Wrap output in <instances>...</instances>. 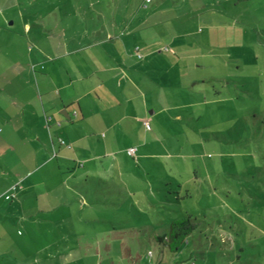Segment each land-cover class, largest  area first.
<instances>
[{
	"label": "rangeland",
	"instance_id": "374dc122",
	"mask_svg": "<svg viewBox=\"0 0 264 264\" xmlns=\"http://www.w3.org/2000/svg\"><path fill=\"white\" fill-rule=\"evenodd\" d=\"M11 13L15 25L6 38L16 44L9 46L10 61L24 80L27 71L66 64L45 53L57 57L67 46L63 39L102 40L116 18L145 26L161 41L150 53L145 36H128L126 71H145L154 85L142 94L128 87L112 99L122 104L124 136L110 140L108 134L106 142L101 133L90 136L100 154L111 153L106 162L118 157L128 171L126 192L120 196L112 187L102 202L88 196L83 204L65 189L27 197V233L16 225L34 245L32 253L41 246L35 239L45 238L37 233L50 234L48 257L32 255L38 264H51L49 258L62 264H264V0H18ZM76 60L77 71H84ZM130 148H136L133 157ZM68 197L73 202L57 207ZM67 212L80 214L78 222L62 217ZM188 216L196 229L173 253L158 238ZM65 228L81 242L68 263L53 243L63 237L51 232ZM64 237L77 243L74 235Z\"/></svg>",
	"mask_w": 264,
	"mask_h": 264
},
{
	"label": "crops",
	"instance_id": "0c3cea01",
	"mask_svg": "<svg viewBox=\"0 0 264 264\" xmlns=\"http://www.w3.org/2000/svg\"><path fill=\"white\" fill-rule=\"evenodd\" d=\"M17 2L0 0V264H38L32 255L45 252L48 257L50 234L44 228L37 231L38 235L45 234V238L35 239L41 246L32 253L34 245L16 225L17 222L23 224L27 233V217L32 212L27 210V197L44 188L50 192L59 189L63 193L70 192L69 197L81 204L89 203L88 196L92 203H100L102 197H110L112 187L118 188V194L122 196V189L125 191L129 184L128 171L118 157L106 162L104 158H110L111 153L100 154L90 136L101 133L104 142L109 141L108 134L110 140L124 136L128 130L119 126L124 116L118 114L122 104L112 103V99L126 92L128 87L142 94L148 90L145 86L154 85L153 81L144 78L145 71H126L128 36L137 40L145 36L149 49H154L161 41L150 37L153 35L145 30V26H129L127 18H116L105 25L106 36L102 40L94 35L84 39L87 42L82 44L72 37L63 39V46H67L57 57L45 53L49 59L66 60V64L51 60L54 63L51 69L27 71L24 80L18 71H12L14 62L10 58H13L14 48L9 46L16 41L6 38L15 25L11 10ZM22 24L27 35L31 34L30 23L24 20ZM97 30L93 28L94 34ZM76 57H80L84 71H77ZM169 72L172 71L167 74ZM127 99L132 102L133 98ZM108 104L116 111L113 112ZM70 161L74 162L73 167L68 164ZM132 179L134 181V176ZM69 197L57 207L70 204ZM35 210L39 215L44 214L46 220L51 219L38 207ZM61 214L77 222L80 218L75 212ZM54 218L65 220L56 214ZM35 232L32 230L31 234ZM51 232L63 237L62 240L53 239V243L56 252L68 263L70 252L81 246L78 234L68 228ZM70 234L77 238V243H70L64 237ZM60 242L64 244L61 246ZM49 260L51 264H62L55 263L54 258Z\"/></svg>",
	"mask_w": 264,
	"mask_h": 264
},
{
	"label": "trees",
	"instance_id": "16d2710c",
	"mask_svg": "<svg viewBox=\"0 0 264 264\" xmlns=\"http://www.w3.org/2000/svg\"><path fill=\"white\" fill-rule=\"evenodd\" d=\"M196 229L190 216L176 219L170 223V232L168 235L159 237L161 243L167 244L171 252H179L180 248L187 241V238Z\"/></svg>",
	"mask_w": 264,
	"mask_h": 264
},
{
	"label": "built area",
	"instance_id": "2783aa9c",
	"mask_svg": "<svg viewBox=\"0 0 264 264\" xmlns=\"http://www.w3.org/2000/svg\"><path fill=\"white\" fill-rule=\"evenodd\" d=\"M146 1L149 3V2H151L152 0H146ZM145 124H146L147 128L150 127V126H149V123H148L147 121H145ZM60 141H61L62 144H65V141H64L63 139H60ZM135 152H136V148H130V149L127 151V153H128L130 156H132V157L135 156ZM7 198H10V196H8ZM148 255H149L150 257H152V256H153V253H152L151 251H149Z\"/></svg>",
	"mask_w": 264,
	"mask_h": 264
}]
</instances>
